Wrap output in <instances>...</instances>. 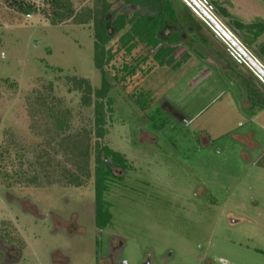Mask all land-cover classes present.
Returning a JSON list of instances; mask_svg holds the SVG:
<instances>
[{
	"label": "rangeland",
	"instance_id": "374dc122",
	"mask_svg": "<svg viewBox=\"0 0 264 264\" xmlns=\"http://www.w3.org/2000/svg\"><path fill=\"white\" fill-rule=\"evenodd\" d=\"M25 1L38 11L25 16L0 0V228L7 232L0 246L22 248L18 264H104L92 247L96 151L82 188L58 180L59 148L48 145L49 120L34 114L33 101L49 94L57 118L67 116L58 107L70 109L71 131L89 124L91 108L80 106L65 77L99 87L92 25H51L43 0ZM171 3L176 22L165 35L179 37L186 61L155 66L137 86L111 81L114 110L100 143L122 152L128 168H113L120 182L107 193L112 217L97 243L121 247L118 264H140L147 252L156 264H264V108L248 98L249 86L264 92V76L243 55L264 70V33L254 39L235 30L216 9H227L230 21L264 24V0ZM39 157L41 165L27 162ZM33 171L38 178L27 184Z\"/></svg>",
	"mask_w": 264,
	"mask_h": 264
},
{
	"label": "trees",
	"instance_id": "16d2710c",
	"mask_svg": "<svg viewBox=\"0 0 264 264\" xmlns=\"http://www.w3.org/2000/svg\"><path fill=\"white\" fill-rule=\"evenodd\" d=\"M47 7L43 12L51 25H59L63 22H70L77 25H92L94 63L101 72L99 87H92L87 78L66 76L65 82L68 91H78L80 94V106L91 108L92 119L86 127L71 131L70 109L62 108L67 116H60L53 113L55 106L46 99L49 94H38L33 98L36 104L34 114L41 112L49 120L45 132L53 137L48 139L56 143L60 157L57 165L60 166L59 179L65 181V185L81 186L90 178L89 165L91 164V152L96 151L93 160V190L94 203L96 208L95 223L98 227L106 226L111 220V213L104 199L109 192L111 183L116 176L112 166L126 170L128 163L126 156L113 149L107 144H101L100 140L106 134V126L113 114V100L109 95L112 88L111 81L122 86L139 84L146 78L155 66L179 67L186 61L188 54L185 51L178 55L180 47L179 37L174 34L171 38L165 35V29L176 22L175 11L172 8L171 0H93L94 4L75 8L72 0H43ZM6 4L25 16H31L38 11L34 3L25 0H4ZM122 2L124 5L135 8L132 12H120L113 5ZM47 8V9H46ZM145 9V12L142 10ZM224 17L229 19L235 30L247 33L252 38L258 39L264 33V24H244L238 20L230 21V13L225 8H216ZM111 16L110 27L114 34H110L107 20ZM114 36H117L115 40ZM150 51V54L147 53ZM258 52L264 56V45H259ZM134 85V86H137ZM15 86V85H9ZM52 92V85H48ZM133 91H138L137 88ZM39 92V91H35ZM132 98V97H131ZM248 98L253 106L264 108V92L252 85L248 87ZM138 104L139 99L132 98ZM40 107L39 110L37 108ZM145 110L146 106L140 107ZM94 138L92 146L91 140ZM58 139V140H56ZM7 155H8V151ZM47 155V154H46ZM0 158L2 156L0 155ZM38 161H27L29 165H41V157ZM47 159V165H50ZM43 162V161H42ZM37 163V164H35ZM44 163V162H43ZM70 164L73 169H68L64 164ZM21 177L22 173L18 172ZM16 173V174H17ZM50 173V172H48ZM46 172L45 176L48 174ZM37 174L26 179L27 184L36 182ZM48 176V175H47ZM46 176V177H47ZM7 234L0 228V239Z\"/></svg>",
	"mask_w": 264,
	"mask_h": 264
},
{
	"label": "flooded vegetation",
	"instance_id": "af4514ba",
	"mask_svg": "<svg viewBox=\"0 0 264 264\" xmlns=\"http://www.w3.org/2000/svg\"><path fill=\"white\" fill-rule=\"evenodd\" d=\"M113 168H118L115 166H112ZM114 173V170H113ZM115 175V173H114ZM116 176V175H115ZM117 182H120V180H118V178L116 177L114 180L110 181L111 186H110V190L113 184H116ZM84 185H81L79 187L77 186H70L72 188H82ZM110 190L108 192V194L110 193ZM105 201H106V205L111 213L110 208H112V203H110L107 200V194L104 197ZM93 213H94V220H93V224H94V230L96 232V237L94 238V243L92 245V247H94V254L95 256H99L100 260H102L104 262V264H118L117 263V259H118V254L120 253L121 247H118L117 245H107L104 243H97V238L101 237L103 234L104 229H106L107 225L104 227H98L95 223V216H96V208H95V203L93 200ZM74 226H79L81 228V225L79 224H75ZM83 229V227H82ZM0 240H4L3 238H1ZM13 252H17L18 255L16 258H11L10 255H12ZM100 254V255H99ZM22 260V248L20 247H16L15 245H9V244H2L0 246V264H18L20 261ZM140 264H156L155 259L152 258L150 253H145L143 255V258L141 259Z\"/></svg>",
	"mask_w": 264,
	"mask_h": 264
},
{
	"label": "water",
	"instance_id": "95a60500",
	"mask_svg": "<svg viewBox=\"0 0 264 264\" xmlns=\"http://www.w3.org/2000/svg\"><path fill=\"white\" fill-rule=\"evenodd\" d=\"M210 19V18H209ZM211 20V19H210ZM212 21V20H211ZM212 23H214L213 21H212ZM214 25H215V23H214ZM215 26H217V25H215ZM222 32H223V30H222ZM223 34L226 36V38H228L231 42H232V44L234 45V46H236V48L238 47L237 46V44H235V42H233L230 38H229V36L226 34V33H224L223 32ZM239 48V47H238ZM243 53V52H242ZM243 55L245 56V58L249 61V63L262 75V76H264V70H262L257 64H255V62L253 61V60H251V59H249V57H247V55L245 54V53H243Z\"/></svg>",
	"mask_w": 264,
	"mask_h": 264
}]
</instances>
